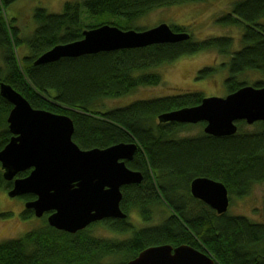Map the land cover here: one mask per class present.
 I'll return each instance as SVG.
<instances>
[{
	"label": "trees",
	"instance_id": "obj_1",
	"mask_svg": "<svg viewBox=\"0 0 264 264\" xmlns=\"http://www.w3.org/2000/svg\"><path fill=\"white\" fill-rule=\"evenodd\" d=\"M15 0H0V83L10 85L32 108L63 114L72 120L71 139L81 149L105 148L119 142H133L136 150L125 165L142 174L139 183L120 188V208L125 218H107L74 233L43 223L17 238L0 241V264H122L151 245L187 244L206 252L215 264H264V225L227 211L216 213L189 191L195 177L221 182L229 201L242 198L256 184L264 182V122L241 129L237 121L231 135L213 136L202 130L192 136L178 132L192 124L160 122L161 113L194 106L202 96L189 92L174 96L141 99L124 106L107 108L105 100L125 95L139 86L160 82L153 67L168 64L182 55L214 50L227 57L219 66L226 70V94L244 85H264V0H234L218 18L223 25L240 29L239 47L229 36L188 38L174 43H156L138 48L100 51L78 57L34 64L51 47L82 38L84 30L101 24L122 30H142L137 23L150 11L185 2L205 0H75L65 2L59 12L35 7L33 30L21 38L7 16ZM173 32H185L170 25ZM26 51L20 58L15 48ZM217 67L206 66L198 77H207ZM11 105L0 96V149L11 134L6 117ZM203 128L204 122L199 123ZM29 170L17 173L24 177ZM0 190L11 181L2 176ZM24 201L32 195L17 196ZM165 213L155 224L154 211ZM33 211L25 209L23 217ZM135 215L143 224L128 221ZM104 228L122 238L92 234Z\"/></svg>",
	"mask_w": 264,
	"mask_h": 264
},
{
	"label": "water",
	"instance_id": "obj_2",
	"mask_svg": "<svg viewBox=\"0 0 264 264\" xmlns=\"http://www.w3.org/2000/svg\"><path fill=\"white\" fill-rule=\"evenodd\" d=\"M188 38V33L173 32L164 22L143 30H122L101 24L84 30L81 39L54 45L39 55L34 64ZM0 96L11 105L6 117L11 136L0 149L2 176L12 182L7 191L9 197L32 194L35 198L26 201L24 208L31 209L36 217L51 212L46 218L48 225L69 233L102 219L126 217L120 208V188L142 179L139 171L125 165L136 150L135 143L81 149L71 139L70 117L32 108L6 83H0ZM157 118L160 122H204L206 134L231 135L237 129V121L248 125L264 122V85L260 88L244 85L224 96H204L197 105L167 111ZM25 170H29L26 176L16 177ZM189 191L216 213L226 212L229 195L221 182L195 177L190 181ZM122 264H214V261L206 252L187 244H160L142 249Z\"/></svg>",
	"mask_w": 264,
	"mask_h": 264
},
{
	"label": "rangeland",
	"instance_id": "obj_3",
	"mask_svg": "<svg viewBox=\"0 0 264 264\" xmlns=\"http://www.w3.org/2000/svg\"><path fill=\"white\" fill-rule=\"evenodd\" d=\"M75 0H15L7 8V16L13 19V26L21 38L29 36L33 30L32 11L35 7L44 8L48 12H59L65 2ZM234 0H205L202 2H185L156 8L139 19L141 28H150L159 23L180 25L193 41L208 37L229 36L233 48L239 47L240 29L237 26L223 25L218 18L227 13ZM26 51L23 45L15 48L17 58ZM227 57L218 55L214 50H200L192 54L182 55L168 64L153 67L151 72L160 76V82L151 86H139L123 96L105 100L107 108L120 107L141 99H152L161 96H174L183 93L197 92L202 96H224L226 89L224 78L226 70L219 66ZM206 66L217 67L207 77H198V71ZM241 129H251L248 124ZM202 127L198 123L182 129L179 137L198 134ZM8 191V189H7ZM25 201L17 196L9 197L5 189L0 190V241L17 238L43 223V218L23 217ZM264 182L252 187L248 195L229 201L227 212L233 215L247 217L254 222L264 223ZM48 213V212H45ZM164 207L154 211V220L148 224L157 223L164 215ZM45 217V216H44ZM128 221L140 227L143 223L135 215H129ZM145 224V225H148ZM92 234L102 238H122L126 235H116L104 228H94Z\"/></svg>",
	"mask_w": 264,
	"mask_h": 264
},
{
	"label": "flooded vegetation",
	"instance_id": "obj_4",
	"mask_svg": "<svg viewBox=\"0 0 264 264\" xmlns=\"http://www.w3.org/2000/svg\"><path fill=\"white\" fill-rule=\"evenodd\" d=\"M199 123H201V122H199ZM187 124H189V123H187ZM205 125V124H204ZM202 131H203V128H202ZM28 195H32V194H28ZM35 197L32 195V198L31 199H34ZM30 200V199H29ZM27 201V200H26ZM25 201V202H26ZM263 208H264V206H263ZM51 212H48V213H43L40 217H36V216H34V214H33V212L30 214V216L31 217H35V218H43V219H46L47 218V216L50 214ZM45 216V217H44ZM257 223H259V222H257ZM260 224H263L264 225V223H260ZM215 264V263H214Z\"/></svg>",
	"mask_w": 264,
	"mask_h": 264
}]
</instances>
